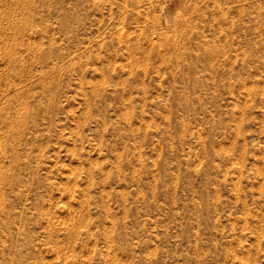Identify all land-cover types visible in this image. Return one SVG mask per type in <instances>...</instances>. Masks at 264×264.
I'll list each match as a JSON object with an SVG mask.
<instances>
[{"label": "rangeland", "instance_id": "1", "mask_svg": "<svg viewBox=\"0 0 264 264\" xmlns=\"http://www.w3.org/2000/svg\"><path fill=\"white\" fill-rule=\"evenodd\" d=\"M0 264H264V0H0Z\"/></svg>", "mask_w": 264, "mask_h": 264}]
</instances>
